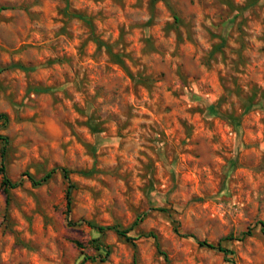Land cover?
I'll return each mask as SVG.
<instances>
[{"label":"rangeland","instance_id":"374dc122","mask_svg":"<svg viewBox=\"0 0 264 264\" xmlns=\"http://www.w3.org/2000/svg\"><path fill=\"white\" fill-rule=\"evenodd\" d=\"M0 113V264H264V0H0Z\"/></svg>","mask_w":264,"mask_h":264},{"label":"trees","instance_id":"16d2710c","mask_svg":"<svg viewBox=\"0 0 264 264\" xmlns=\"http://www.w3.org/2000/svg\"><path fill=\"white\" fill-rule=\"evenodd\" d=\"M155 1V0H154ZM0 120H2L5 124L8 122V115L5 114V113H0ZM0 140L4 141L5 143H8V137L1 134L0 133ZM5 153H6V149L4 147L3 149V152H2V162L0 164V175H2V186L5 190V192L9 193L10 189L11 188H15L17 186V182H14L12 181V179L7 175L6 173V168H5ZM54 171H49L47 172L42 180L46 181L47 179H49L52 175H53ZM63 174H64V177L66 179H68V187H67V190H66V199H67V210H66V214H67V217H68V222L69 224H79V223H75L71 220L70 216H71V205H72V201H73V187L74 185L70 182L69 180V171L67 170H63ZM31 178L32 175L31 174H28ZM36 184H39L40 181H35ZM143 217L140 216L135 222L134 224H137V221L138 220H141ZM87 222L90 226H92L93 228H96L98 229L100 232H103L105 229H113L115 230L118 234L126 237L127 239H132L133 237L129 236L128 233L129 231L131 230V228H120L119 226L117 225H112V226H102V225H96L94 222L92 221H85ZM260 223L262 224V228L264 229V221H260ZM176 231L179 232V229L176 228ZM252 233L251 229H248L247 231H244L242 236L240 237L241 239H243L246 235H250ZM151 236H153L154 238H157V235L155 233H150ZM230 238H233V236L231 235ZM96 240V239H95ZM199 244L201 246H207L209 248H213V249H218L219 251H222L224 252L226 255H228L229 253H233L232 250L228 249V248H225L223 247L220 243H213V242H210L208 240H199L198 241ZM97 248L99 249H104L106 254L108 255L110 253V247L108 245H104L103 243H99L97 244Z\"/></svg>","mask_w":264,"mask_h":264}]
</instances>
